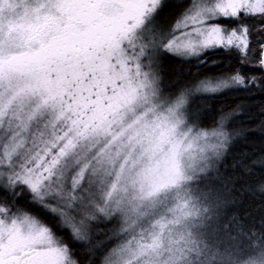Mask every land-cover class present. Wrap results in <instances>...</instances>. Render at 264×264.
I'll use <instances>...</instances> for the list:
<instances>
[{"label": "snow or ice", "instance_id": "1", "mask_svg": "<svg viewBox=\"0 0 264 264\" xmlns=\"http://www.w3.org/2000/svg\"><path fill=\"white\" fill-rule=\"evenodd\" d=\"M253 111L264 0H0V264H264Z\"/></svg>", "mask_w": 264, "mask_h": 264}, {"label": "trees", "instance_id": "2", "mask_svg": "<svg viewBox=\"0 0 264 264\" xmlns=\"http://www.w3.org/2000/svg\"><path fill=\"white\" fill-rule=\"evenodd\" d=\"M232 63H234V61ZM228 65H229V62L225 61L224 67L216 69V71H225L227 70ZM187 67H188L187 65L183 66L181 71H186ZM240 95H244V94L240 93ZM234 100H236L235 95H228V96H221L217 98L215 101H209L208 103L213 104L214 108L212 112L209 114V116L207 117L205 121V126H210L214 122V120L219 115V109L221 106H225V108H227V106L231 105L234 102ZM253 115L255 116L256 120L264 119V117L259 116L255 111H253ZM253 123L254 122H249L248 120H243V121L234 120L232 122V127L234 128L239 127L241 124L251 127ZM253 148L257 150V153L260 152L261 150H264V139H262L259 135L250 137V141L248 143V150L251 151Z\"/></svg>", "mask_w": 264, "mask_h": 264}]
</instances>
